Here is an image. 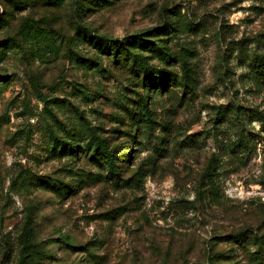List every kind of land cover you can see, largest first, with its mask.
<instances>
[{
	"label": "rangeland",
	"instance_id": "obj_1",
	"mask_svg": "<svg viewBox=\"0 0 264 264\" xmlns=\"http://www.w3.org/2000/svg\"><path fill=\"white\" fill-rule=\"evenodd\" d=\"M0 264H264V0H0Z\"/></svg>",
	"mask_w": 264,
	"mask_h": 264
},
{
	"label": "trees",
	"instance_id": "obj_2",
	"mask_svg": "<svg viewBox=\"0 0 264 264\" xmlns=\"http://www.w3.org/2000/svg\"><path fill=\"white\" fill-rule=\"evenodd\" d=\"M184 76L187 80H189V74H188V69L185 68V71H184ZM164 77L163 76H159L157 78V80H155V87H157V85H160V83L163 81ZM100 144L103 146V148L105 149L106 148V145H105V142H100ZM106 152V150H105ZM105 157L107 158V162L109 164V167H110V171L115 175L117 173V169H116V166H115V162L113 161L112 157L105 153ZM30 234V230L28 229V227H25L21 233V237H23L24 241H27L28 240V236ZM27 243V242H26Z\"/></svg>",
	"mask_w": 264,
	"mask_h": 264
}]
</instances>
